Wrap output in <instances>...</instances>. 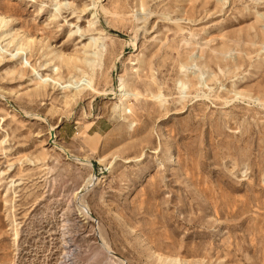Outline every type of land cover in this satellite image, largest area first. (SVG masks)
Instances as JSON below:
<instances>
[{
    "label": "rangeland",
    "instance_id": "rangeland-1",
    "mask_svg": "<svg viewBox=\"0 0 264 264\" xmlns=\"http://www.w3.org/2000/svg\"><path fill=\"white\" fill-rule=\"evenodd\" d=\"M100 235L264 264V0H0V264L102 263Z\"/></svg>",
    "mask_w": 264,
    "mask_h": 264
},
{
    "label": "bare ground",
    "instance_id": "bare-ground-1",
    "mask_svg": "<svg viewBox=\"0 0 264 264\" xmlns=\"http://www.w3.org/2000/svg\"><path fill=\"white\" fill-rule=\"evenodd\" d=\"M1 20L2 21H4L5 20V18H1ZM4 22H6V20L4 21ZM2 23V22H1ZM3 24V23H2ZM2 28V27H1ZM22 43H20V45H19V51H22V50H24V46L23 45H21ZM26 48H27V46H25ZM95 55V54H94ZM71 57V56H70ZM83 63L85 64V65H88L89 63H90V61H88L87 59H84L83 60ZM73 66V65H72ZM75 68V67H74ZM56 69V68H55ZM50 77V76H49ZM41 79V78H40ZM50 80L54 83V82H56L55 81V79H53V78H50ZM47 80L45 79V80H43L42 82H46ZM57 83V82H56ZM86 86L89 88V89H91L92 91L94 90V88H92L91 87V85H90V83H86ZM130 94L128 93V92H125V91H123V93H121V94H119V97L120 98H123V97H125V96H129ZM121 111H123V112H127V113H130V110H128V107L127 106H122V108H121ZM38 118H40V117H38ZM41 119V118H40ZM54 129H55V127H53V126H49V128H48V132H50V138H49V141H52V139L53 138H55L56 136H55V133H54ZM53 142V141H52ZM53 144V146L56 148V149H58V150H60V151H66L62 146H60V145H58V144H54V143H52ZM78 160H77V162H80V164H82V165H89V163H88V161L87 160H85V159H82V158H77ZM92 178H90V180H91ZM93 179H94V176H93ZM93 179H92V182H93ZM90 180H88V181H90ZM84 213H85V215H90V213L85 209V211H83ZM100 240L102 241V242H100L101 244L99 245L100 247L98 248V250H96L95 252H93V254H92V256H91V259L92 260H94L95 261V259L96 258H98L100 255H106V258L107 259H105V261L104 262H102V263H96V262H94L95 264H127L126 262H125V260L122 258V257H120V256H117V257H115L114 256V254L111 252V249L107 246V244L105 243V242H103V239H102V237H101V235H100ZM112 255V256H110V255Z\"/></svg>",
    "mask_w": 264,
    "mask_h": 264
}]
</instances>
